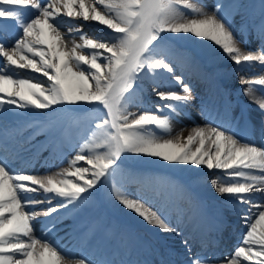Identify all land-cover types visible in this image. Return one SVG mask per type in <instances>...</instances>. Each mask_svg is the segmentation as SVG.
Here are the masks:
<instances>
[{
  "label": "snow or ice",
  "instance_id": "obj_1",
  "mask_svg": "<svg viewBox=\"0 0 264 264\" xmlns=\"http://www.w3.org/2000/svg\"><path fill=\"white\" fill-rule=\"evenodd\" d=\"M242 7L235 0H218L211 10L203 0H0V33L19 30L12 46L0 40L4 60L0 65V264H99L65 253L55 235L66 219L73 220L75 232L79 213L103 187H108L110 199L147 225L183 235L161 211L127 191L128 183H144L142 176L124 167L126 160L137 158L205 168L209 173L216 170L225 177L198 179L226 197L221 203L239 217L246 231L224 261L211 259L203 250L193 253L185 237L186 264H264V198L258 202L249 195L264 193V146L249 142L256 127L231 115V101L221 104L211 96L200 101L204 126L192 127L187 137L182 131L173 136L171 126L173 117L187 113L194 99L185 77L207 75L190 51L178 47L180 40L195 38L200 47L229 59L237 74L257 64L264 69V0L259 21L242 18L240 25L257 35L258 52L238 46L234 21ZM62 16L91 21L107 34L89 36L83 24L72 23L65 33ZM19 70L45 79L20 76ZM146 80L161 103L153 112L138 101V110L131 111L133 99L143 91L138 82ZM169 80L180 90L165 85ZM240 83L247 86L241 89L243 94L251 95L255 86H264V75L241 76ZM256 103L264 145V99ZM9 114L38 118L10 127L3 123ZM82 119L87 126L79 141H68L63 123ZM41 135L44 139L38 141ZM66 148L73 149L71 156ZM29 152L32 155L26 157ZM45 152L49 154L45 161L61 160L68 167L42 175L27 171ZM14 160L21 162V169L10 166ZM40 193L41 199L29 195ZM174 195L187 198L182 188L151 193L162 209L170 206ZM39 213L45 219L41 237H35ZM94 230L91 223L85 226L86 232ZM117 235L121 244L133 245L130 234Z\"/></svg>",
  "mask_w": 264,
  "mask_h": 264
},
{
  "label": "bare ground",
  "instance_id": "obj_2",
  "mask_svg": "<svg viewBox=\"0 0 264 264\" xmlns=\"http://www.w3.org/2000/svg\"><path fill=\"white\" fill-rule=\"evenodd\" d=\"M190 2L196 3L197 0H190ZM217 2L218 0H203V3L207 5V10H211L213 5ZM239 5H242L243 7L240 9L241 14L237 15L238 24L234 25L235 37L237 41H241L244 46L242 47L240 43L238 46L241 47V49L249 48L253 52H258L259 50L252 46L250 42H242V39H245V34H249V31L242 29L240 25L242 18L245 21H259L261 12V0H240ZM59 19L64 22L62 31H64L65 33H67L68 31V23L77 24L79 22H82L85 25L84 32L87 33L89 36H103L107 34L106 29L91 21L85 23L82 19L69 20V18L63 19L62 17H60ZM8 24H12V22L9 21ZM18 32V29H10L7 33L0 34V40L4 41L7 47H10L12 46L14 38L18 34ZM255 36L257 37V35ZM192 39L193 43H196L198 46L200 45V42H198L195 38ZM255 39L256 41L259 40L258 38ZM184 41L186 42V39L180 40L178 44L183 45ZM205 50L209 54V56H206L204 61L205 65L202 67L203 72L207 74L206 77H210L211 74L216 73L222 78H227L230 82L234 79L241 78V76L245 78H248V76H250V78H255L257 76L264 75V70H255V68L259 64H257L251 70H244L239 74L234 73V65L229 59L225 58L223 55H217L215 50ZM0 59L2 63H4L3 58L0 57ZM19 71L21 73L24 72L23 70ZM237 83L239 85L241 84L239 82ZM195 84L197 85V82ZM138 87L143 89L141 93L148 94V96L144 95V97H147L145 98V100H142V106L151 111V102L153 101V98H156V96L152 92L151 83L147 80L144 81L142 84L138 82ZM245 88H247V86L243 87V89ZM255 89L256 93H254L253 91L251 95H245L241 91V95L243 96L241 97V100L249 106L248 109L244 112V114L240 116V120L241 123H243L244 119L250 120L251 124L254 125L257 129L255 137L251 138L249 142H254L257 144V146H264L261 145L259 136V128L261 126L262 117L256 111V101L264 99V94H262L259 89ZM138 101L141 100H139V98L138 100L135 98L133 99L132 105L130 106L131 111L135 112L138 110L135 106ZM24 117H27L26 123L38 118L33 116H26L24 114H21L18 117L9 114L7 116V119H5L3 123L10 127L15 126L21 124V118ZM205 123L206 121L200 113V105H195L194 103L190 102L187 107V113H185L184 115L173 117L171 121L172 135L175 136L177 134H180L182 131L183 136L187 137L192 127L196 125L204 126ZM62 127L66 139L72 142L76 135H72L69 132L71 126L62 125ZM43 139L44 136L37 140L39 141ZM78 141L79 134L76 136V140L72 143H76ZM65 151L68 156H71L73 154L72 148H66ZM24 155L26 157H30L32 153H24ZM45 155L47 156L49 154L45 152ZM46 156H42V158H45ZM126 161L129 163L124 164V167L135 171L138 175L142 176L144 180L143 184H126L127 191L134 196H138L139 198L145 199L146 203H149L154 210L161 211V214V204L158 200L152 198L151 193L157 190L172 192L176 188L184 189L187 198H180L179 196L174 195L171 203L173 204V206L170 210L172 212V215L171 217L167 216L174 226H178V211L188 213L186 210H191L196 211V214H198L199 210L203 209L204 207H207L209 210L214 212L218 210L223 220L230 219L231 224L229 227V231L232 232V235H230V232L228 231L229 234L227 236H223V241L229 244V246L223 247L222 251L225 252L227 257L234 253L235 248L240 242L241 236L246 231L243 222L239 219V217L234 215L229 208H227L221 203V201H223L226 197L217 195L214 189H212L210 183H205L201 179H198V177L201 176L216 177L219 175L222 178H225L223 177L222 173L220 174V172H217L216 170H213V172L209 173L208 170L205 168L194 169L190 166L185 167L170 165L158 159L137 158ZM34 163L35 161H33V164ZM10 166L18 170L22 167L21 162L15 160L10 164ZM65 167H68L66 162H61V160H53L50 158L48 163L41 164V162H37L36 164H34V167L26 170L42 175L50 173L51 171L60 170ZM189 173H191V175ZM103 188L104 190L101 188L100 191L96 193V195L91 199L90 203L86 207H84L83 210L79 213V216L77 218V224L79 225V227L75 232L72 231V219H66L62 224H59L57 226L55 238H61V240L60 238L59 240L61 242V245L63 246L62 250L65 253L72 254L73 258L78 259L82 256L86 257L84 252L78 247H84L86 252H88L89 254L95 252L91 254L92 257L99 258V260H101V257L103 259L106 257L110 261H114L115 257H117L112 254L115 246L121 250H124L131 249L133 246L142 244L144 249L149 250L150 252H154V248L151 245L152 241L150 236L152 238H160V241H162L165 246L174 249V256L178 257L181 260L178 262V264H186V262L189 260L186 251V245L182 242L185 237H187L188 244L191 245L193 253L200 252V250L204 247V239L196 243V240L194 239L192 233L188 231L187 233H185L180 230V228H178L183 233V235H177L176 232H162L157 227L147 225L145 222L142 221L141 218L125 210L117 202L110 199L108 194V187ZM29 195L35 196V198L37 199H41L43 197L42 193ZM249 195L252 196L253 199H256L258 202L262 198H264V193H251ZM214 197L218 199H215ZM180 202H182L183 204H180ZM188 205H190V208H185ZM38 207L43 208L45 207V205H39ZM243 207L247 208L248 206L243 205ZM253 211H255V209H253ZM190 217H187V219L183 221L185 225L188 226V229L192 226L193 223L189 219ZM198 218L202 219V216H198ZM44 219V215L42 213H39L38 219L34 221L35 237H41V221H43ZM212 219L213 223H215L216 220H218V215L213 213ZM90 223L93 224L95 230L91 232H86L85 226ZM118 233L130 234L134 239L133 245L126 246L124 244H121L119 236L117 235ZM207 251H209V253L205 255L210 257L211 259L218 261L225 260L224 256L221 255V253L218 252L214 256H212L210 250ZM130 255L135 259V261L140 260V256L137 254L135 249L130 251ZM122 256L129 257V254L123 253ZM117 259H120V257H118ZM98 262L99 264H102L100 263V261ZM156 264H159V262H156ZM245 264H247V262H245Z\"/></svg>",
  "mask_w": 264,
  "mask_h": 264
},
{
  "label": "rangeland",
  "instance_id": "obj_3",
  "mask_svg": "<svg viewBox=\"0 0 264 264\" xmlns=\"http://www.w3.org/2000/svg\"><path fill=\"white\" fill-rule=\"evenodd\" d=\"M81 24H83V23H81ZM83 26H84V24H83ZM189 40L193 42V39H192V38H187V39H186V42L189 41ZM78 42H79V41H78ZM193 47H194V44H193ZM23 71H24V72L21 74L22 76H24L25 74H27V76H29V75H28V71H29V70H23ZM26 71H27V72H26ZM19 73H21V72L19 71ZM21 75H20V76H21ZM30 77H31V76H30ZM41 79L44 80L45 78H41ZM140 96H141V95H140ZM141 97H142V96H141ZM141 97H140V98H141ZM160 103H161V102H160ZM151 105H153V107H152V111L154 112V110H155V105H156V104H151ZM166 110H167V109H165L164 111H166ZM84 125H85V127L87 126V122H86V121L84 122ZM71 129H73V127H72V128L70 127V131H72Z\"/></svg>",
  "mask_w": 264,
  "mask_h": 264
}]
</instances>
